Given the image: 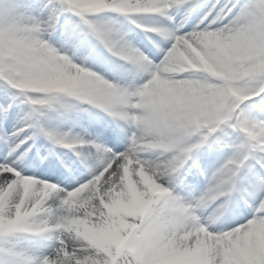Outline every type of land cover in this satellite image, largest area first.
<instances>
[{"label":"snow or ice","instance_id":"6c2138e0","mask_svg":"<svg viewBox=\"0 0 264 264\" xmlns=\"http://www.w3.org/2000/svg\"><path fill=\"white\" fill-rule=\"evenodd\" d=\"M0 264H264V0H0Z\"/></svg>","mask_w":264,"mask_h":264},{"label":"bare ground","instance_id":"6f19581e","mask_svg":"<svg viewBox=\"0 0 264 264\" xmlns=\"http://www.w3.org/2000/svg\"><path fill=\"white\" fill-rule=\"evenodd\" d=\"M136 31H141L139 28H136ZM145 39H147L146 37H145ZM61 151H67V150H61Z\"/></svg>","mask_w":264,"mask_h":264}]
</instances>
